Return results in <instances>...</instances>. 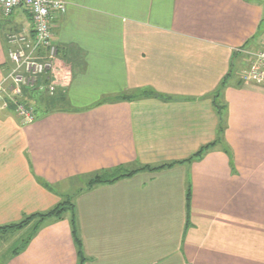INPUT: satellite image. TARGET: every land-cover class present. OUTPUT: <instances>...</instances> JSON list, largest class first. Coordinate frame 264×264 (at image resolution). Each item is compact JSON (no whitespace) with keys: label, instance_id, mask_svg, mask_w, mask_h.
<instances>
[{"label":"crops","instance_id":"1","mask_svg":"<svg viewBox=\"0 0 264 264\" xmlns=\"http://www.w3.org/2000/svg\"><path fill=\"white\" fill-rule=\"evenodd\" d=\"M64 1L55 95L0 112V227L70 200L81 255L69 212L20 252L29 228L0 234V264H264V87L240 78L264 0Z\"/></svg>","mask_w":264,"mask_h":264},{"label":"built area","instance_id":"2","mask_svg":"<svg viewBox=\"0 0 264 264\" xmlns=\"http://www.w3.org/2000/svg\"><path fill=\"white\" fill-rule=\"evenodd\" d=\"M64 0H0V16L11 18L23 11L30 21L29 29L7 36L8 58L12 64L9 76L0 85V112L14 109L25 125L37 120L38 109L25 99L28 91H44L54 95L56 86L51 75L58 74L60 50L54 41V21L65 15ZM248 69L241 73L244 84L264 87V48L254 54ZM9 83L8 88L4 85Z\"/></svg>","mask_w":264,"mask_h":264},{"label":"trees","instance_id":"3","mask_svg":"<svg viewBox=\"0 0 264 264\" xmlns=\"http://www.w3.org/2000/svg\"><path fill=\"white\" fill-rule=\"evenodd\" d=\"M10 19L11 18H9V20ZM9 20L8 19L0 20V28L2 30L6 31L7 36L10 33H15V32L20 31L17 28L16 29L15 28H7V22ZM225 86H226V81H224L221 84V89L224 88ZM130 99L131 98H128V97H125V98L121 97L118 100H130ZM222 132H223V130L221 129L220 133L222 134ZM212 146H215V144H212L211 146L203 148L191 160H201L205 156V154L207 153L208 149L211 148ZM127 176H130V174H128ZM121 177H124V175H122V174L120 175V169H117V170H115L113 172H107V173H104V174H98L92 179L91 185L113 183V182L117 181L118 179H120ZM46 187L51 190V187H49L48 185H46ZM187 200H188V208H190V201H191V193L190 192L188 193ZM73 210H74L73 209V204L71 203V201L70 200H66L65 202L60 203L58 206H56L54 209L50 210L49 212L38 213V214L26 216L18 224H13V225L5 226V227H0V234L15 233V232H19V231H22V230H25V229H28V228L32 229L31 230L32 233L28 236L27 239H25V241L23 242L22 246H20L19 249L17 250V252H20L30 242V240L32 239V236L34 235V233L37 232V230L47 220H49V219L60 220V219L64 218L65 214H67L69 212H72L71 226H72L73 238L75 240V243H76L77 248L79 249V253L81 255V240L79 238L78 227H77V223H76V217L73 214L74 213ZM82 259H83V257L81 256V260Z\"/></svg>","mask_w":264,"mask_h":264},{"label":"rangeland","instance_id":"4","mask_svg":"<svg viewBox=\"0 0 264 264\" xmlns=\"http://www.w3.org/2000/svg\"><path fill=\"white\" fill-rule=\"evenodd\" d=\"M4 19H7V18H3L0 16V20H4ZM29 27H30V21L28 20V16L23 11H19L16 15L12 16L11 19L7 22V28H15V29L17 28L18 30H22V29L26 30V29H29ZM30 92L31 91H28V93L25 95V99L31 104L35 105L36 107H37V102H35V98L38 99L39 97L41 98L43 96V99H45L46 96L52 97L56 93L55 92L54 95H50L49 93H45L44 91H39V90L33 92V94H30ZM31 97L32 98L34 97V98L32 99ZM40 111L41 110H39L38 112ZM70 216L72 217L71 214ZM31 230L32 229H29L28 231H26L25 236L21 239V241L14 245L15 248L22 246V241L26 239L25 237H28V235L31 233ZM14 246H13V249H14Z\"/></svg>","mask_w":264,"mask_h":264}]
</instances>
